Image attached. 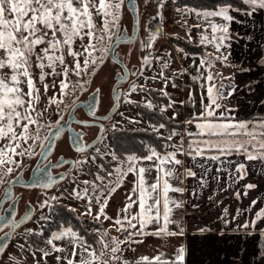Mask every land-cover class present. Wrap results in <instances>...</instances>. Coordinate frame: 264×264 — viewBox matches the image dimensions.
<instances>
[{"label": "snow or ice", "instance_id": "6c2138e0", "mask_svg": "<svg viewBox=\"0 0 264 264\" xmlns=\"http://www.w3.org/2000/svg\"><path fill=\"white\" fill-rule=\"evenodd\" d=\"M126 2L133 11H138L136 0H0V191L8 194V185L22 179L18 170L23 167V158L37 154L44 157L45 163L38 169L39 177L25 187L47 189L64 179L63 175L54 177L49 171V167H62V163L52 165L45 154L52 147L50 138L59 137L62 133L60 121L64 120V115L61 112L59 120L50 124L44 119L45 113L53 106L57 110L75 108L76 100L65 105V99L75 96L77 89L85 90L89 81L84 77L95 75L96 67L103 65L106 57L121 65V80L128 77L129 69L114 55L115 47L125 38L128 43L132 42V38L126 36V30L120 28ZM149 2L151 0H145L146 5ZM169 2L175 4L176 0H155L156 16L153 19H163ZM175 11L181 18L196 20L194 25L188 26L187 19H183L182 26L188 32L189 42L193 40L192 28L197 29L199 38L196 43L204 51L188 53L178 49L192 63L170 72V55L161 57L153 55L152 51L161 29H146L147 38L139 44L142 52L146 53L141 57V68L131 70L136 79L123 97L120 94L114 97L136 104L138 108L159 112L162 122L151 125L160 141L159 146L145 145L143 155L131 153L121 157L107 152L106 155L117 161L116 165L108 168L101 163L94 178L78 183L71 193L75 199L85 202L80 216L92 217L98 224L111 221L112 229L123 239L110 236L108 229L98 228L93 244L70 224H62L43 240L44 247L34 246L35 250L29 252L26 242L19 245L20 253L30 254L33 264H42V261L46 264L47 258L53 255L57 264H185L186 248L183 244L175 247L171 254L162 250L170 238L185 235L182 223L185 205L194 209L199 207L191 200L185 201L184 193L190 192L192 198H197L199 191L209 186L210 179L217 185L221 183L220 173L227 176L222 189L227 191L249 176L250 166L254 175L264 179V116L238 119V108L230 105L237 92L233 76L226 77L215 71L216 62L228 63L230 53L226 50L231 48L232 24L242 27L250 23L254 25L257 22L255 17L264 12V0H215L212 7L184 4L176 7ZM260 23L264 25V21ZM209 47L211 51H208ZM157 63L159 68L155 69V74L146 75ZM261 63H264V57ZM237 70L250 71L244 67ZM183 75L198 87V104L191 85L188 86L186 101H178L168 90L169 87L178 88L177 80ZM49 79L51 84L46 82ZM226 80L230 83L226 84ZM38 83L43 85L44 93L53 89L58 91L46 96L47 102L44 103ZM157 83L159 88L155 87ZM134 93L143 94L142 99L132 100ZM99 95L100 89L97 88L92 93V103L88 104L92 116L96 114ZM186 103L190 105L188 116L178 121L177 105L183 107ZM165 115L168 121L176 122V126L163 121ZM74 143L77 151L86 150L82 134ZM76 163L82 165L85 161ZM129 175L133 179L123 206L115 217L109 216L106 212L109 201ZM188 179L195 182V187L186 186ZM257 187L258 182L246 183L243 192H234L235 198L247 197ZM8 198L12 200L10 195ZM49 199L56 200L57 197L46 198L40 207L48 206ZM93 202L97 206L95 213ZM260 202V199H253L246 209L238 208L231 220H237L243 213H251ZM228 217V208L225 207L219 219L227 225L231 222ZM26 218L27 213L20 220L15 216L5 218L0 215V232L3 233L0 236V254L7 247L5 241L11 240V233ZM261 222H264V206L257 209L251 219L237 225L235 230L255 231ZM5 228L10 231L5 232ZM197 231L203 233L210 229L198 228ZM259 231L264 239V228ZM25 235H33L32 230H26ZM147 236L161 240V246L151 256L128 259L124 254L125 247L135 251L132 245L143 243ZM37 252L40 253L39 258ZM9 264L28 262L25 255H10Z\"/></svg>", "mask_w": 264, "mask_h": 264}, {"label": "crops", "instance_id": "0c3cea01", "mask_svg": "<svg viewBox=\"0 0 264 264\" xmlns=\"http://www.w3.org/2000/svg\"><path fill=\"white\" fill-rule=\"evenodd\" d=\"M178 5L180 4L175 3L173 5L174 11ZM255 19L257 22L254 25L250 23L242 27L240 24H232L233 39L231 48L227 49L230 53L227 65L236 66L235 68L231 66L228 76H233L234 83L237 86V92L231 98L230 105L238 108V119L264 116V103H262L264 102V63H261V58L264 57V25L260 23V21H264V12L258 14ZM176 26H178L177 19L170 26L164 25V31L160 32L153 46L155 55L161 57L170 55L172 61L170 72L179 70L176 61H181L180 66L182 68L192 63L191 59H186L178 51V48L184 49L188 53L193 52L181 46L178 39L174 40L175 37L169 34L173 30L175 33L177 32ZM193 33L197 36L190 43L197 45L196 41L199 38L197 29ZM236 33H239V35L237 36ZM181 40L188 41V38ZM209 49L211 48L209 47ZM202 51H204L203 48ZM240 67L250 69V71L240 72L237 70ZM154 74L155 69L151 75ZM192 74L195 75L194 70H192ZM177 83L179 87L176 89L169 87V91L178 93L180 100L186 101L188 86L191 85L194 98L198 104L199 89L195 83L187 75L180 76ZM225 83H230V81L226 80ZM155 87L159 88L160 86ZM189 107L190 105L187 103L181 107L182 112L177 117L178 121H183L188 116ZM187 163L189 162L186 161ZM152 175L154 176L155 173ZM220 176L222 179L219 185L215 180L210 179L209 186L201 189L197 198H192L190 192L186 191L184 193L183 199L185 201L191 200V203L198 204L199 207L194 209L188 204L185 205L182 212L185 235L170 238L162 250L171 254L175 247L183 244L186 248L185 264H264V240L261 238L259 231V229L264 228V222L259 223L255 231L237 232L235 230L237 225L243 224L245 219H251L254 212L264 206V179L259 176V180H257V175L253 174V169L250 166L249 176L245 180L240 181L239 184L234 185L227 191H222L227 183V176L225 173H220ZM132 179L133 177L129 175L123 186L112 195L106 208L109 216L115 217L118 209L123 206L125 194L131 188ZM257 182L258 187L251 190L247 197L241 195L239 200L235 198L234 192L236 190L243 192L244 184ZM185 184L189 188L195 187V182L192 179L186 180ZM209 197L212 199L210 200ZM253 199H260L261 202L257 204L251 213H243L237 220L232 221L231 218L236 214V210L238 208L241 210L246 209ZM225 207L228 208V219L231 221L227 225L219 219ZM108 222L111 223V221ZM205 227L210 231L203 233L197 231L198 228ZM115 237L123 239L120 233ZM137 239H140V237H137ZM161 244L162 241L158 238L147 236L143 238V243L132 245L135 251L125 247L124 254L130 260L141 255L151 256Z\"/></svg>", "mask_w": 264, "mask_h": 264}, {"label": "rangeland", "instance_id": "374dc122", "mask_svg": "<svg viewBox=\"0 0 264 264\" xmlns=\"http://www.w3.org/2000/svg\"><path fill=\"white\" fill-rule=\"evenodd\" d=\"M140 4H143L142 11L140 12V29H139V34H138V41L141 42L142 40H145L147 38V30H155L157 27L161 29V32L164 31L165 27L163 25V19H153V17L156 16V8L154 7L155 0H151L147 5L145 4V0H140ZM183 5H178L177 7H182ZM176 14V19L178 20V26L175 27L177 29V32L175 33L174 30L169 33L171 36H174L175 39H185L188 38V32L186 31L185 27L183 25V19H187L188 26L194 25L196 20L191 17H185L181 18V16L175 11ZM174 18V21L176 20ZM120 24H126L127 28L129 31H131L132 24H133V17L131 12L127 9L126 4L122 10V16L120 19ZM172 24V23H171ZM169 24L168 26H170ZM195 31L194 28H192L191 35L193 39L197 35H195L193 32ZM130 33V32H129ZM177 38V39H176ZM129 48V46L127 45ZM180 49V48H178ZM153 51V49H152ZM211 51V49H209ZM227 51V50H226ZM137 53H133L132 60L131 62L138 63L140 65L139 68H141V57L145 55L146 53L144 52H139L136 49ZM200 53V52H199ZM153 55H155L153 51ZM178 63L179 69L182 67L180 66L181 61H176ZM114 66L111 64V61L109 57L105 58V63L103 65H98L95 70V75H87L84 77V79L88 80L89 83L86 85L85 90H80L77 89V93L75 96H69L68 98L65 99L64 103L65 105H71L73 100H79L80 98H85L86 95H88L90 92L93 91V89L96 86L101 85L108 93L111 90V83L112 80H110L111 75L113 74L114 71ZM158 63L154 64V69H158ZM150 70L146 73V75L150 76L152 72L154 71ZM215 71L221 72L224 76H228V73L231 71V66L229 65H222L219 62L215 63ZM38 75V72L36 73ZM136 79V77L131 76L130 79L128 80V85L124 92L127 91L129 85ZM49 84H51V79L48 81ZM155 86H160L159 83H157ZM37 87L40 88L41 93H42V101L46 103V96L52 95L53 91H58V89H53L49 91L48 93H44L43 91V85L42 84H37ZM169 90V89H168ZM173 94V97L177 99L178 101L180 100V97H178V93L171 92ZM143 94L141 93H134L131 96V99L134 101H140L142 99ZM123 97V93H122ZM70 107H63L61 110H57L54 106L48 110L47 113H45L44 119L50 123L54 124L55 121H57L60 118L61 112L65 116L69 112ZM177 111L181 114L182 109L181 106L177 105ZM111 123L113 125V129H123V128H142V129H147V130H152L151 125L146 116L140 112L136 104H130L126 103L123 101V99L120 100V105L113 115L111 119ZM94 154L92 153H85L84 155L81 156L80 161H85L87 164H82L78 165L72 174L64 181L59 184L58 187L49 189L45 192H41L38 199L34 201L35 205L37 206L38 210L36 211L34 217L26 222L24 225H22L15 233L12 241L9 243V245L6 247L5 252L2 254L0 258V264H9V256H20V255H25L28 264H33V259L32 256L28 253L21 254L19 250V245L21 243L26 242V248H28V251L35 250L30 242L27 240V236L25 235L26 230L31 229L32 232H40L41 231V226L46 223L50 218H53V215L51 214V211L53 208H55V203H61L65 205L66 207L70 209H75V213L79 218L87 219L88 221L92 222H87L85 223L87 226V229L91 231L92 233H95L96 229H108L109 230V235L110 236H116L119 233L116 232L115 230L112 229V223L108 221H104L102 224H98L93 221L92 217L89 216H80L79 214L84 211V201L77 200L75 199L71 193L73 191V188L76 187V185L84 180H92L94 178V174L97 171L98 166L103 163L105 166L108 168H111L116 165L117 161H114L111 159L110 155H106L107 152H113V146L111 145L109 141V137L104 136L103 142L94 148ZM40 150L37 149V153ZM131 154V153H130ZM127 155V154H126ZM37 156V155H36ZM36 156H33L31 158L25 157L23 158V164L27 161H30L34 159ZM119 156V155H117ZM122 157V156H121ZM95 158V159H93ZM2 187V186H0ZM3 191H0V196L3 194ZM52 196H56V200H50L49 199V205L45 207H40V205L43 203V201L46 198H50ZM93 208V213L96 212L97 206L93 202L92 205ZM43 217V219H42ZM92 223H95L93 225ZM97 235V234H96ZM40 253L37 252V258H39ZM42 264L44 262L42 261ZM46 264H57L54 255L49 256L47 258Z\"/></svg>", "mask_w": 264, "mask_h": 264}, {"label": "flooded vegetation", "instance_id": "af4514ba", "mask_svg": "<svg viewBox=\"0 0 264 264\" xmlns=\"http://www.w3.org/2000/svg\"><path fill=\"white\" fill-rule=\"evenodd\" d=\"M139 1L140 0H138V2ZM139 6H140V12H141L143 4H140V2H139ZM126 7H127V5H126ZM120 28L122 30L127 29L128 33L129 32L131 33V31H132V28H131V31H129L126 24H120ZM139 44H140V42L138 41V37H137V39L134 42H132L130 44L121 43L116 48V53L119 55V58L126 64V66L129 70H133L135 67L140 65L138 63L131 62L133 53H137L136 49L139 52L142 51L139 47ZM127 45L129 46V48L127 47ZM109 59L111 61V64H113V66L115 67L113 74L110 77V80H112L111 90L108 93H106V91H104V89L101 85L96 86L93 89V91L97 88L100 89V100H99L98 108L95 111L96 115H98V116L106 115L110 111L112 106L114 105V98H113V94L115 92L114 86H115L116 82L119 81V76L123 72V69L121 68L120 64L114 62L111 59V57H109ZM127 85H128V81H126L124 83H120V85L117 87V91L119 89H122V93H124V90L126 89ZM92 92H90L88 95H86L85 98H80L79 100H77V102L87 101L88 96ZM70 109H69V111H70ZM68 114H69V112L64 116V121H66V122L68 121ZM75 115H76V118L74 120H72V122H71L72 131L68 127L67 129H65L61 133V135L56 140V144H55L53 150L51 151V153L48 156V161H50L52 165H55L57 162L64 161V159L75 160L73 169H70L72 164L69 161L68 162H62V167H49V171L52 172L53 176L58 175V174L65 172V171H69V172L66 175L64 180L59 181L56 184H53L50 188H47V189L39 187V186H36V187L16 186L12 200L8 199L3 204L2 214H5L7 211L11 210V207H13L14 205L16 206L15 218L17 220H19L23 215H25L28 212V209H30L32 206L35 207V213H36L38 208L35 205L34 201L36 199H38L40 193L45 192L49 189L58 187L61 182H64L72 174L74 169L79 165L76 162L80 161L81 156L84 155L85 153L86 154L87 153H91V154L93 153L94 154V150H95L94 148L99 146L103 142L104 136L108 137L109 131L113 129V125L111 123V119H112L113 115L110 116L106 120H102V119H99L97 117L90 116V114L83 107L77 108L75 111ZM80 121H85L86 123L81 124V123H79ZM100 132H102L101 138L99 139V141L94 146H92L91 148H89L83 152L77 151L74 141L76 140V137L79 134H82L83 143L87 146L89 143H91L92 141L97 139ZM71 134H73V140H71V136H72ZM39 159H40V156L37 154V156L34 159L27 161L23 164V167L27 166V168L24 171V177L26 180H29L32 177L33 173L39 172L38 169L41 167L42 164L45 163V160L39 162ZM85 164L88 165V163H85ZM21 169H19L18 171H20ZM39 175H40V173H39ZM256 178H257V180H259V175H257ZM3 194L0 196V202H1V199L3 197ZM17 197H18V200H16ZM18 229H16V231ZM4 231L8 232L9 229L5 228ZM2 235H3V233L0 232V236H2ZM14 235H13V237H14Z\"/></svg>", "mask_w": 264, "mask_h": 264}, {"label": "trees", "instance_id": "16d2710c", "mask_svg": "<svg viewBox=\"0 0 264 264\" xmlns=\"http://www.w3.org/2000/svg\"><path fill=\"white\" fill-rule=\"evenodd\" d=\"M176 4H188L191 6H208L212 7L215 0H176ZM169 4L174 5L169 2ZM178 43L185 47L188 51L193 53L202 52V48L198 45L191 44L185 40H179ZM142 112L147 120L152 123L162 122L159 112L148 111L142 107L138 108ZM163 121H167L170 126H176V122L168 121L167 115L163 117ZM109 141L113 146V152L119 156H125L126 154L135 153L137 155H143L145 153V145H153L158 147L160 141L157 139L156 134L152 130L142 128H123L112 129L109 131ZM55 208L52 209L51 214L53 218L49 219L41 226L40 232H34L33 235L27 236V240L31 246L44 247L43 240L46 239L50 232L56 230L59 225H71L75 230L79 231L90 243H95L97 235L87 229L85 223L92 222L87 219L79 218L75 212L70 211L68 207L61 203H55ZM95 225V223H92ZM43 235H39V233ZM98 247V245H97Z\"/></svg>", "mask_w": 264, "mask_h": 264}, {"label": "water", "instance_id": "95a60500", "mask_svg": "<svg viewBox=\"0 0 264 264\" xmlns=\"http://www.w3.org/2000/svg\"><path fill=\"white\" fill-rule=\"evenodd\" d=\"M126 5H127L128 10H129V11L131 12V14H132V17H133V24H132V31H131L130 34L128 33L127 29H124V30H126V36L131 37V38H132V42H134V41L137 39V37H138L139 29H140V25H139V23H140V6H139V2H138V0H136V6H137L138 11H133V10H132V6L129 5V4H127V2H126ZM137 19H138V24H137ZM132 42H131V43H132ZM121 43H127V44H130V43L127 42V39H126V38H125L124 41L120 42L119 44H121ZM119 44H118V45H119ZM117 47H118V46L115 47L114 55H116V56L119 58V55L116 53V48H117ZM111 59H112V58H111ZM119 59H120V58H119ZM112 60H113V59H112ZM120 60H121V59H120ZM113 61H114V60H113ZM114 62H115V61H114ZM121 62L123 63V65L126 66V64H125L122 60H121ZM126 67H127V66H126ZM127 69H128V68H127ZM134 69H139V66L135 67ZM130 76H131V70H129V75H128V77H127L126 79L121 80V79H120V76H119V81H117L116 84H115V86H114V91H115V92H114V94H113V98H114L117 94H120V95L122 96V89H119V90L117 91V87L120 85V83H124V82L128 81V80L130 79ZM95 90H96V89H95ZM95 90H94V91H95ZM94 91H93V92H94ZM93 92H92V93H93ZM92 93L88 96V100H87V101H79V102H77V106H76L75 108H71V109H70L69 112H71V115L68 114V121H67L66 123H65L64 120H63V121H60V123H61V125H62V128H63L62 132H63L65 129H67L68 127H69L70 130L72 131L71 122H72V120H74V119L76 118L75 111H76L77 108H79V107H83V108L89 113L88 104H89V103H92V100H91ZM97 100H98V102H97V104H96L95 111H96L97 108H98V104H99V100H100V95H99V97L97 98ZM119 105H120V100H116V99L114 98V105L112 106V108L110 109V111H109L106 115H104V116H98V115L95 114V116H93V117H97V118H99V119L106 120V119H108L110 116H112V115L117 111ZM90 116H92V115H90ZM101 133H102V132H100V134L98 135V137H97L96 140L92 141L91 143H89V144L87 145L86 150L89 149V148H91L92 146H94V145L99 141V139L101 138ZM71 135H72V136H71V140H73V134H71ZM57 139H58V137H55L54 139L50 138L49 143L52 144V147H51L49 150L46 151L45 154L47 155V157L49 156V154H50L51 151L53 150V148H54V146H55V144H56V140H57ZM43 160H44V157H43V156H40L39 162H41V161H43ZM68 161L72 164V166H71L70 169H73V167H74V163H75L74 161H75V160H73V159H64V161H61V163H62V162H68ZM26 168H27V166H24V167L19 171V175L22 177V179L20 180V182H19V183H14V184H12V185H8V187H9V193H8V194H5V193L3 194V197H2L1 202H0V215H3L5 218H8V217H10V216H15V210H16V206H15V205H14L13 207H11V210L7 211L5 214H2V206H3V204L5 203V201L9 199V198H8L9 195H10L11 197L14 196V190H15V187H16V186H24L25 184H31V183H33V182L39 177V172H35V173H33L32 177H31L29 180H26L25 177H24V171H25ZM68 172H69V171L62 172V173H60V174H58V175H55L54 177H59V176L63 175V177H64V179H65V177H66V175L68 174ZM64 179H62V180H64ZM62 180H59V181H62ZM51 186H52V185H51ZM51 186H50V187H51ZM50 187H49V188H50ZM16 200H18V197H17ZM34 214H35V207L32 206L30 209H28V212H27V218L24 219V222H23L22 224H20L16 229H18V228H19L21 225H23L24 223L30 221V220L33 218ZM23 217H25V215H23L21 218H23ZM21 218H20V219H21ZM20 219H19V220H20ZM16 229H15L14 232L11 233V240H6V241H5V243L7 244V246H8V244L12 241V238H13V235L15 234V232H16ZM9 231H10V230H9ZM263 240H264V239H263ZM1 256H2V254H0V258H1Z\"/></svg>", "mask_w": 264, "mask_h": 264}, {"label": "built area", "instance_id": "2783aa9c", "mask_svg": "<svg viewBox=\"0 0 264 264\" xmlns=\"http://www.w3.org/2000/svg\"><path fill=\"white\" fill-rule=\"evenodd\" d=\"M174 18H175L174 7L173 5L168 4V6L164 10L163 24L168 26L169 24L173 23Z\"/></svg>", "mask_w": 264, "mask_h": 264}]
</instances>
